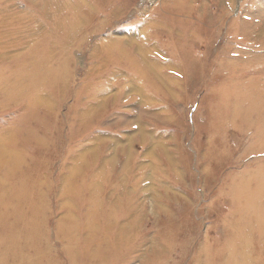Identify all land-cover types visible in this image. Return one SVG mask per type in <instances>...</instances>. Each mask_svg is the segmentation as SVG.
I'll list each match as a JSON object with an SVG mask.
<instances>
[{"label":"rangeland","instance_id":"374dc122","mask_svg":"<svg viewBox=\"0 0 264 264\" xmlns=\"http://www.w3.org/2000/svg\"><path fill=\"white\" fill-rule=\"evenodd\" d=\"M98 1L0 0V62L28 53L61 78L48 102L0 106V142L26 158L0 193V250L16 264H87L88 245L94 264H264V0H107L122 13L109 20ZM78 4L89 24L54 40L57 22L77 35ZM109 39L144 42L165 77L104 70L92 54ZM91 212L107 248L86 242Z\"/></svg>","mask_w":264,"mask_h":264},{"label":"bare ground","instance_id":"6f19581e","mask_svg":"<svg viewBox=\"0 0 264 264\" xmlns=\"http://www.w3.org/2000/svg\"><path fill=\"white\" fill-rule=\"evenodd\" d=\"M99 3H100V5H99ZM78 5L76 8H74V13L77 14V16H79L81 19V20L75 21L76 26H78V29H76V30H79L77 35H74L75 33H69V31L66 32L67 26L66 25L63 26L62 24L57 22L56 23V26H58L57 29H60L61 27H63V28L61 29V31H57L55 36H52V37H54V40L64 41L65 38L67 40L69 37H71V39H72L75 36L77 38L80 35V33L84 30V28L89 24V21H91V19H92L91 15L94 11L95 12H101V11L107 10L106 12H107L108 16L105 17L106 20H109V18H111V17L115 18V17H120L122 15V13H120L121 10L114 7L107 0H99L96 4V7H94V9H92V11H93L92 13L89 10L88 11L85 10V7H82L81 4L79 6ZM97 5H99V6H97ZM119 14H121V15H119ZM89 15H90V17L87 19V17ZM82 17H84V18H82ZM82 19H83V21H82ZM106 20H105L106 24L104 23V25L108 24L106 22ZM86 21L88 22L87 25L82 26V24ZM3 22H5V20ZM56 26H55V28H56ZM99 27H100V25H97V27L94 31L99 30ZM166 31H169V29H166ZM167 33L169 34L171 32H167ZM167 33H165V34L167 35ZM1 39H2V41L0 43V48H4V46L7 48L10 47V44H11L10 40L4 39L0 34V40ZM139 42H140V44H138V42H137V48L135 49V52H136L135 53L134 50H132L133 47H135L134 45L132 46L133 43L130 44L129 42H124V41L119 42V41H116L114 39H109L108 42H103L104 44H102L100 48H95L94 49L95 51L93 50L94 52L92 55H93V58L99 59L98 63H100L101 66H104V70L109 65L112 66L114 64H117L118 66L116 65L117 66L116 70H119V71L112 72V74L120 73V71H121L120 68H121L122 70L128 71V73L135 74V76H134L135 80L144 79V81H145L146 79H148L151 83H153L154 79L157 80V79H161V78L165 77V75H164L165 68L162 66V64L160 62H157L156 60L150 59V57L152 56L151 48L149 50L146 48V47H148V45H144L145 44L144 42H141V41H139ZM189 45H191V44H189ZM193 45H194V42H193L192 46ZM204 45H205V51H206L207 46H206V44H204ZM133 52H134V54H133ZM183 53L184 54L186 53V56H189L190 61L188 59L187 60L191 64L192 63L199 64L202 61H204L203 57H206L205 54H203V56L196 58V57L192 56L189 52L184 51ZM177 54H178V56H181V54H179L178 52H177ZM29 56L30 55L28 53H25V54H22L21 56L17 57L16 60L13 61V62H15L13 64L14 67L10 66L11 63L8 62L10 60H7L6 62L4 60H2L0 62V106L6 101L15 103L17 98H20L18 100L21 101V99L32 97V95H35L36 99L42 98V100H47V102L50 100V98L45 96L46 94L42 95L41 89L45 85H57L58 82H60L61 78H54L53 76L55 75V73L50 74V73H46V72H44V73L40 72L41 68L37 64H35V65L34 64H31V65L28 64L27 61L29 59ZM168 65H170V67H171L173 64H168ZM33 66H36V69H34ZM121 72H123V71H121ZM27 73L29 75H27ZM107 77H109V76H107ZM164 79L169 80L168 77L164 78ZM135 80H134V82H135ZM59 85H61V84H59ZM253 90L256 91V94L260 95L261 97H264V87L259 88V89H258V87H254ZM237 93L240 94L239 92H237ZM247 93L250 94L249 89L247 90ZM234 95H237V94L235 93ZM257 97H259V96H257ZM228 99H230V98H228ZM259 105H260L259 103H254L252 106L250 105V107H249L250 113L249 114L255 115L256 111L259 108ZM27 107H29V106H27ZM259 127H260V125H259ZM8 133H12V130H8L6 134H8ZM13 139H14L13 136H9L8 140L6 141L7 143L5 141L3 143L0 142V193H1V195L9 193V191L12 188L11 187L12 184L9 181L11 179V178H9L10 174L15 175L16 173H18L17 166L22 165L21 164L22 161L26 160V158L23 156V154H18L15 151V149H14L15 146L13 147V145H14V143L16 144L18 142H14ZM7 181H9V184H7ZM244 182L242 183V185L244 184ZM252 197L253 196L251 195V199H252ZM260 199H261V196L259 195V192H258V194L254 195V199L248 204L249 206H252V208H254V213H255L254 218H256V219L261 218V214L263 211V208L260 207ZM96 215L97 214H95V212L93 214H92V212L88 213L87 224H89L91 226V229L93 228V230H91V232L87 235L88 240L86 242L88 244H90L92 242H96L98 247L103 248V246H104V248H107L108 245L106 244V241L100 240L98 232H96L94 227H92L94 224L93 221L96 220ZM108 216L110 217V215H108ZM99 219H102V218H99ZM106 219H108V218H106ZM242 219L243 218H241V220ZM249 223H250V221H249ZM109 226H111V224ZM111 229L112 228L107 227L104 229V231L105 232H111ZM116 236H117L116 238H119L120 233H119V235H116ZM72 242L77 243L78 239L74 238V241H72ZM88 247H86V251H88V254L91 256H90V260L88 261L87 264H94V263H91L92 258H93V254L90 253V251H89V249L93 250L92 246L88 245ZM0 248H1V245H0ZM79 250L81 251L80 248H79ZM16 252H17V250L15 249V254L13 256L11 254H8L7 250H6V252H3V250L1 249L0 250V264H16L13 262L18 257H20V258L22 257V256H20L21 254H17ZM69 252L72 255H74V258H76V256L79 253L77 251L76 252L73 251V249L69 250ZM1 256H3L4 258L1 259ZM11 260H12V262H10ZM212 260L213 259H209V261H206V263L211 264ZM74 263H75V261H74Z\"/></svg>","mask_w":264,"mask_h":264}]
</instances>
